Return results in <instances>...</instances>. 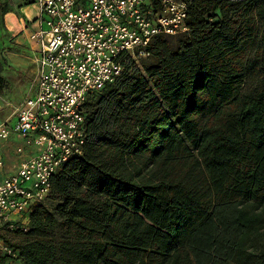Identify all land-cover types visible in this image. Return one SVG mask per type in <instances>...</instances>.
I'll list each match as a JSON object with an SVG mask.
<instances>
[{
    "label": "trees",
    "instance_id": "obj_1",
    "mask_svg": "<svg viewBox=\"0 0 264 264\" xmlns=\"http://www.w3.org/2000/svg\"><path fill=\"white\" fill-rule=\"evenodd\" d=\"M184 1L189 33L85 104L22 264H264V0Z\"/></svg>",
    "mask_w": 264,
    "mask_h": 264
},
{
    "label": "built area",
    "instance_id": "obj_2",
    "mask_svg": "<svg viewBox=\"0 0 264 264\" xmlns=\"http://www.w3.org/2000/svg\"><path fill=\"white\" fill-rule=\"evenodd\" d=\"M20 35L32 43L34 91L0 123V264H22L13 246L50 195L62 165L82 155L85 104L114 83L121 55L136 59L158 35L190 31L184 0H35ZM4 257V258H3Z\"/></svg>",
    "mask_w": 264,
    "mask_h": 264
},
{
    "label": "rangeland",
    "instance_id": "obj_3",
    "mask_svg": "<svg viewBox=\"0 0 264 264\" xmlns=\"http://www.w3.org/2000/svg\"><path fill=\"white\" fill-rule=\"evenodd\" d=\"M30 0H0V119L10 114L23 101L27 94L34 91L36 66L25 57L27 50L21 49L8 32L2 27L1 15L8 8L26 4ZM4 26V25H3ZM26 67H19V64ZM254 84L248 79L245 88H252ZM21 237H15L20 242ZM20 240V241H19Z\"/></svg>",
    "mask_w": 264,
    "mask_h": 264
},
{
    "label": "crops",
    "instance_id": "obj_4",
    "mask_svg": "<svg viewBox=\"0 0 264 264\" xmlns=\"http://www.w3.org/2000/svg\"><path fill=\"white\" fill-rule=\"evenodd\" d=\"M35 15H36L35 7L27 3L14 6L13 8H8L4 10L3 14L1 15V21L4 25L3 26L4 29H6L8 35L13 39V41L18 46H20L21 49L25 48L24 50H28L31 49L32 47V43L29 42L26 36L20 35V31L25 27L28 18H33ZM19 67L25 68L26 64L24 63L23 66L19 64ZM13 112L5 116L3 120L10 117ZM3 120L0 119V123Z\"/></svg>",
    "mask_w": 264,
    "mask_h": 264
}]
</instances>
